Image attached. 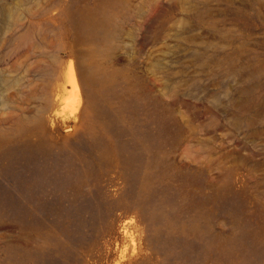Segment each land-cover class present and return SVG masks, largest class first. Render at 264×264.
I'll use <instances>...</instances> for the list:
<instances>
[{"label": "rangeland", "instance_id": "rangeland-1", "mask_svg": "<svg viewBox=\"0 0 264 264\" xmlns=\"http://www.w3.org/2000/svg\"><path fill=\"white\" fill-rule=\"evenodd\" d=\"M0 264H264V0H0Z\"/></svg>", "mask_w": 264, "mask_h": 264}, {"label": "bare ground", "instance_id": "bare-ground-1", "mask_svg": "<svg viewBox=\"0 0 264 264\" xmlns=\"http://www.w3.org/2000/svg\"><path fill=\"white\" fill-rule=\"evenodd\" d=\"M72 65V64H71ZM71 67V66H70ZM73 67V66H72ZM71 67V68H72ZM70 68V72H71V69ZM70 77H72L71 78V82L70 83H72L73 84V86H74V88H76V90L78 89V82H77V80H76V77H75V74H74V71L72 70V74L70 75ZM71 84V85H72ZM72 88V87H71ZM72 91H73V89H72ZM77 93H78V90H77ZM82 99V98H81ZM72 103V102H71ZM73 103H74V101H73ZM81 103V102H80ZM74 109H75V107H74Z\"/></svg>", "mask_w": 264, "mask_h": 264}]
</instances>
